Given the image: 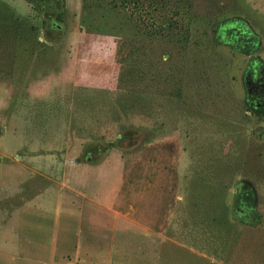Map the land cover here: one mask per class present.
Masks as SVG:
<instances>
[{"label": "rangeland", "instance_id": "obj_1", "mask_svg": "<svg viewBox=\"0 0 264 264\" xmlns=\"http://www.w3.org/2000/svg\"><path fill=\"white\" fill-rule=\"evenodd\" d=\"M154 17L0 0V264H264V0Z\"/></svg>", "mask_w": 264, "mask_h": 264}, {"label": "trees", "instance_id": "obj_2", "mask_svg": "<svg viewBox=\"0 0 264 264\" xmlns=\"http://www.w3.org/2000/svg\"><path fill=\"white\" fill-rule=\"evenodd\" d=\"M168 0H110L114 6L124 8L129 12L131 17L139 18L145 28L150 33L160 32V25L157 23L154 13L157 10L158 5H164ZM157 25H159L157 27ZM244 54H249L248 50H242ZM255 111L257 114L264 116V91L257 98V104L255 105ZM251 196L245 193L237 194V202L235 207L238 211H246L247 206L251 200Z\"/></svg>", "mask_w": 264, "mask_h": 264}, {"label": "crops", "instance_id": "obj_3", "mask_svg": "<svg viewBox=\"0 0 264 264\" xmlns=\"http://www.w3.org/2000/svg\"><path fill=\"white\" fill-rule=\"evenodd\" d=\"M34 200H35V197L34 198H31L30 200H28L29 202H34ZM28 202V203H29Z\"/></svg>", "mask_w": 264, "mask_h": 264}, {"label": "flooded vegetation", "instance_id": "obj_4", "mask_svg": "<svg viewBox=\"0 0 264 264\" xmlns=\"http://www.w3.org/2000/svg\"><path fill=\"white\" fill-rule=\"evenodd\" d=\"M263 91H264V84H263V86H262V89H261L260 94L263 93ZM90 160H91V159H90Z\"/></svg>", "mask_w": 264, "mask_h": 264}]
</instances>
